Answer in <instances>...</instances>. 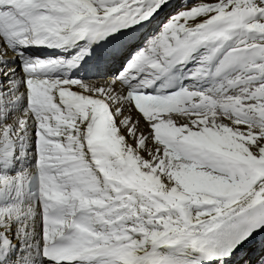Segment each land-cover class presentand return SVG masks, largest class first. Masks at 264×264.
I'll list each match as a JSON object with an SVG mask.
<instances>
[{
  "label": "snow or ice",
  "instance_id": "obj_1",
  "mask_svg": "<svg viewBox=\"0 0 264 264\" xmlns=\"http://www.w3.org/2000/svg\"><path fill=\"white\" fill-rule=\"evenodd\" d=\"M0 264H264V0H0Z\"/></svg>",
  "mask_w": 264,
  "mask_h": 264
}]
</instances>
